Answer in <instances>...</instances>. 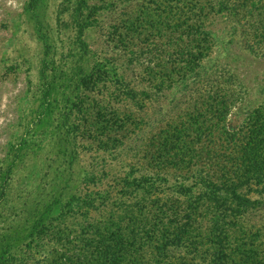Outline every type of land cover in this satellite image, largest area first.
I'll list each match as a JSON object with an SVG mask.
<instances>
[{
    "label": "rangeland",
    "instance_id": "obj_1",
    "mask_svg": "<svg viewBox=\"0 0 264 264\" xmlns=\"http://www.w3.org/2000/svg\"><path fill=\"white\" fill-rule=\"evenodd\" d=\"M223 4L200 20L201 43L187 26L194 21L168 12L164 0H0V257L42 264L59 248L53 228L76 235L85 218L105 217L111 203L83 216L85 195L104 190L114 201V179L142 176L152 136L199 107L203 94L226 91L232 127L264 105V0ZM188 60L198 63L191 74ZM170 72L173 80L187 74L160 83ZM120 121L138 124L122 130ZM200 167L161 175L172 186L184 174L190 187ZM90 173L95 185L84 183ZM248 197L259 204L243 222L255 229L264 224V193Z\"/></svg>",
    "mask_w": 264,
    "mask_h": 264
},
{
    "label": "trees",
    "instance_id": "obj_2",
    "mask_svg": "<svg viewBox=\"0 0 264 264\" xmlns=\"http://www.w3.org/2000/svg\"><path fill=\"white\" fill-rule=\"evenodd\" d=\"M164 1L168 12L175 9V16L182 14L177 18L194 21L187 26L200 34L201 43L208 35L199 33L200 20L225 2ZM196 50L203 54V48ZM187 64L189 74L198 67L193 60ZM186 74L179 80H173L172 72L161 75L160 83L171 86L182 82ZM203 95L199 107L194 105L152 136L141 154L147 169L142 176L131 173L114 179L119 186L114 201L108 202L110 193L104 190L85 195L83 216L97 209L96 202L99 206L111 203L105 217L94 222L85 218L76 235L61 224L53 228L51 236L59 248L44 255L42 264H264V224L253 229L243 222L259 204L248 194L264 193V105L248 112L240 126L232 127L226 121L233 99L226 91L216 89ZM137 124L120 121L119 129L127 125L136 129ZM198 162L201 167L190 187L184 183V174L172 186L161 175L167 168L189 173ZM95 181L90 173L84 183L95 185ZM196 184L201 189L193 193ZM77 203L73 208L79 210ZM13 263V258L0 257V264Z\"/></svg>",
    "mask_w": 264,
    "mask_h": 264
}]
</instances>
